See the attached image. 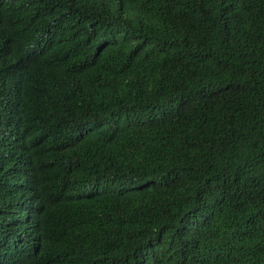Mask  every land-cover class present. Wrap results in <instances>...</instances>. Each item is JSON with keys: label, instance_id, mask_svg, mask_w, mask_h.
I'll return each instance as SVG.
<instances>
[{"label": "trees", "instance_id": "1", "mask_svg": "<svg viewBox=\"0 0 264 264\" xmlns=\"http://www.w3.org/2000/svg\"><path fill=\"white\" fill-rule=\"evenodd\" d=\"M0 264H264V0H0Z\"/></svg>", "mask_w": 264, "mask_h": 264}]
</instances>
